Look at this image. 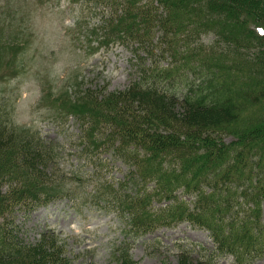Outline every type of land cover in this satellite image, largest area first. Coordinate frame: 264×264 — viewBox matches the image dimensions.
<instances>
[{
	"label": "trees",
	"instance_id": "16d2710c",
	"mask_svg": "<svg viewBox=\"0 0 264 264\" xmlns=\"http://www.w3.org/2000/svg\"><path fill=\"white\" fill-rule=\"evenodd\" d=\"M82 1L135 73L123 89H88L91 109L63 141L0 110V264H72L61 235L27 241L15 223L60 198L115 213L118 264H140L130 238L185 222L211 244L176 264H264V0Z\"/></svg>",
	"mask_w": 264,
	"mask_h": 264
},
{
	"label": "rangeland",
	"instance_id": "374dc122",
	"mask_svg": "<svg viewBox=\"0 0 264 264\" xmlns=\"http://www.w3.org/2000/svg\"><path fill=\"white\" fill-rule=\"evenodd\" d=\"M96 11L94 1L0 0V110L9 112L20 131L63 141L77 127L74 114L91 109L84 96L88 89L108 85L119 90L131 81V49L102 44ZM213 39L212 33L203 34V43ZM76 186L79 192L91 189ZM15 223L23 225L27 241L47 230L61 235L72 264H118L115 255L120 254L114 251L120 252L124 236L114 212L97 206L80 212L68 198H60ZM130 240V252L140 264H176L182 248L211 244L206 230L186 222Z\"/></svg>",
	"mask_w": 264,
	"mask_h": 264
},
{
	"label": "bare ground",
	"instance_id": "6f19581e",
	"mask_svg": "<svg viewBox=\"0 0 264 264\" xmlns=\"http://www.w3.org/2000/svg\"><path fill=\"white\" fill-rule=\"evenodd\" d=\"M96 170V169H95ZM99 173V172H98ZM104 174V173H103ZM98 175V174H97ZM100 176V175H99ZM98 177V176H97ZM99 179V178H98ZM101 179V178H100ZM97 180V179H96Z\"/></svg>",
	"mask_w": 264,
	"mask_h": 264
}]
</instances>
